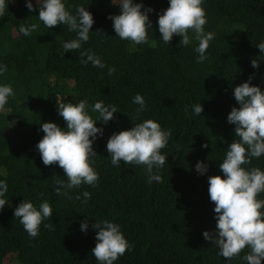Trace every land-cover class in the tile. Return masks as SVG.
<instances>
[{
	"label": "trees",
	"instance_id": "obj_1",
	"mask_svg": "<svg viewBox=\"0 0 264 264\" xmlns=\"http://www.w3.org/2000/svg\"><path fill=\"white\" fill-rule=\"evenodd\" d=\"M26 2L6 0L0 16V65L7 67L0 85L14 91L0 110V180L8 185L0 197L8 202L0 210V264H100L91 253L97 243L93 225L104 220L118 224L131 245L113 264H247L243 257L249 249L226 260L203 232L216 233L208 178L223 177L219 165L236 139L235 125L227 121L231 109L239 107L234 88L252 76V85L264 91V53L256 47L264 42V0H203L204 31L214 35L203 63L197 62L194 38L188 46L180 45L182 38L176 35L171 44L163 42L157 21L169 0H133L154 10L148 14V43L141 45L116 36L108 17L119 14V0L117 5L112 0H63L73 15L83 6L94 18L89 40L68 52L63 44L76 39L77 33L62 24L47 28L39 20L37 0H31L35 11H29ZM31 24L38 25L36 31L29 36L20 33L21 25ZM189 35L194 37L191 31ZM88 49L105 68L80 62V52ZM253 59L258 68L251 66ZM110 67L115 68L112 75ZM137 94L145 101L142 111L133 103ZM85 99L94 120L99 113L92 106L98 101L118 110L107 124H96L103 128V136L93 142L97 156L92 166L99 179L95 187L82 184L57 195L56 182L67 183V177L58 165L43 164L36 147L44 136L41 125L54 122L66 129L57 101ZM199 103L201 116L192 108ZM147 119L171 131L161 149L165 165L153 169L162 182L149 183L144 165H112L106 147L113 133ZM197 162L208 166L204 175L196 171ZM244 167L264 171V155ZM85 191L91 194L87 203ZM258 199H264V193ZM23 200L37 208L46 200L52 207V217L44 220L35 238L14 216ZM85 217L87 232L81 230ZM49 223L52 229L44 227Z\"/></svg>",
	"mask_w": 264,
	"mask_h": 264
},
{
	"label": "clouds",
	"instance_id": "obj_2",
	"mask_svg": "<svg viewBox=\"0 0 264 264\" xmlns=\"http://www.w3.org/2000/svg\"><path fill=\"white\" fill-rule=\"evenodd\" d=\"M112 3L117 5L116 0H112ZM7 4L6 0H0V16L4 15ZM37 4L39 20L47 28L62 24L67 25L69 31L77 33L76 39L63 44L64 52L79 50L82 43L89 40L94 18L83 6L77 7L73 15L63 0H43L42 3L37 0ZM202 5L203 0H169V6L162 11L157 21L159 33L166 44H171L174 35L182 38L180 45L183 46H188L193 38L198 41L195 49L199 53L198 63L207 59L205 53L209 42L214 39L213 33L204 31L207 18ZM117 6L119 14L108 17L113 21L116 36L136 45L148 43V30L152 28L148 14L154 10L144 8L143 3H133V0H119ZM26 7L29 11H35L31 0H27ZM37 28V24L21 25L19 31L29 36ZM189 31L194 33V37H190ZM256 47L260 53H264V42ZM80 57L84 65L91 62L93 67H106L91 49L80 52ZM251 66L258 68L259 62L253 59ZM6 71V65H0V75ZM114 72L115 68H108L109 75ZM252 79L250 76L247 82L234 88V97L239 107L231 109L227 121L235 125L236 139L227 148L226 157L219 165L223 177L214 175L208 178V193L211 202L215 204L217 223L215 234L204 231L203 236L218 247L217 255L226 260L239 256L247 248L249 252L243 257L247 264H261L264 260V199H258V196L264 193V171L259 167H244L251 164L252 158L264 155V91L252 85ZM11 96H14L13 88L7 84L0 85V110L4 109ZM133 103L140 105L141 111L144 109L145 101L140 94L133 98ZM57 105L58 115L63 117L67 127L62 129L54 122L43 123L40 130L44 136L36 147L45 166L58 165L63 169L67 183L58 180L55 192L57 195H67L62 189H73L82 184L92 187L97 185L99 175L92 166L95 163L93 157L97 156L93 142L98 135L103 136V128H98L96 124L97 121L107 124L114 119L113 114L118 110L115 105H105L98 101L92 106V111L99 113L98 120H94L89 115L86 99L78 103L57 101ZM192 108L195 115L201 116V103ZM170 137V130H163L158 122L147 119L134 124L129 130L113 133L106 147L112 165L118 167L121 161L126 165H144L149 183L162 182V176L154 174L153 169H162L165 165L166 156L161 154V149L167 146ZM202 147L207 148L209 145L204 144ZM195 169L204 175L208 166L197 162ZM7 191V183L0 180V197H4ZM82 195L84 203L91 198L87 191ZM76 198L79 200L81 197ZM6 203V199L0 198V210ZM52 215V207L46 200L39 208L23 200L14 210L15 218L20 219L24 230L32 238L38 236L41 224ZM44 227L52 229L53 225L44 224ZM93 228L97 230V243L91 253L100 264H113L131 247L118 224L104 220L95 223ZM87 229L88 218L85 217L81 230L87 232Z\"/></svg>",
	"mask_w": 264,
	"mask_h": 264
}]
</instances>
